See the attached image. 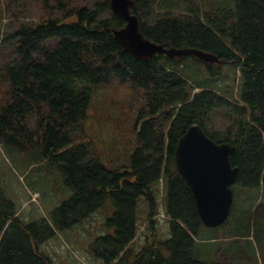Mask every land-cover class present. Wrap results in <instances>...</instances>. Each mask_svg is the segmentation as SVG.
Segmentation results:
<instances>
[{
  "label": "trees",
  "instance_id": "trees-1",
  "mask_svg": "<svg viewBox=\"0 0 264 264\" xmlns=\"http://www.w3.org/2000/svg\"><path fill=\"white\" fill-rule=\"evenodd\" d=\"M40 1L48 16L21 23L7 36L16 41L11 60L0 67V79L7 83L0 101V143L38 152L60 169L73 193L49 219L30 222L4 197L0 264H52L39 245L106 202L114 206L106 218L112 232L90 244L104 264H222L193 258L194 236L204 225L176 170L174 149L186 128L198 123L215 142L235 147L230 156L238 168L235 183L264 187V0H235L234 7L212 0L206 5L204 0H133L131 13L146 38L164 47L203 50L217 56L213 63L193 55L133 57L114 36L125 22L112 13L109 0L93 7L54 0L60 17L53 16L49 0ZM190 60L216 78L224 65L235 66L241 77L237 93L230 88L219 94L186 79L182 70ZM114 80L128 84L131 95L90 112L94 89ZM108 107L116 109L114 115ZM219 112L226 126L211 129L209 122ZM128 119L122 135L119 128ZM109 127L114 137L108 149L100 134ZM141 197L152 226L160 200L169 236H158L152 227L150 241L134 250L129 244L137 233ZM257 206L258 214L264 201Z\"/></svg>",
  "mask_w": 264,
  "mask_h": 264
},
{
  "label": "rangeland",
  "instance_id": "rangeland-1",
  "mask_svg": "<svg viewBox=\"0 0 264 264\" xmlns=\"http://www.w3.org/2000/svg\"><path fill=\"white\" fill-rule=\"evenodd\" d=\"M98 1L100 0H76L75 3L93 7ZM208 1L204 0V5ZM212 1L220 6L235 5V0ZM49 4L53 7V16L60 17L55 1L49 0ZM46 16L48 14L42 9L40 0H0V67L6 64V60H11L10 52L16 41V38L8 39L7 36L14 33L21 23L34 24ZM204 68L203 64L190 60L181 70L183 76L194 84L209 87L219 94L227 95L230 88L237 93L241 77L235 66L224 65L223 73L217 78L207 74ZM6 90L7 83L0 79V101ZM131 93L128 84L117 80L101 84L92 94L90 112L98 111V107L108 106L111 100L115 104L127 99ZM108 112L114 115L116 109L114 111L108 107ZM212 118L209 122L211 129L222 130L226 126V118L221 112ZM130 123L131 119H128L123 124L124 129L119 128L122 135H126V126ZM113 137L114 130L111 127L100 134L108 149L113 145ZM120 144L121 147L125 145ZM37 153L33 149L20 151L0 143V212L7 210L4 208V197H7L15 203L17 214L25 222L49 219L59 204L73 193L65 185L60 169ZM106 161L109 163L108 159ZM232 188L234 197L231 214L218 227L203 226L200 229L194 240L193 258L205 263L221 260L222 264H264V206L257 211L258 214L254 211L257 203L264 201V187L261 183L258 187H243L234 183ZM113 208L112 203L106 202L72 228L56 232L52 238L39 245L40 251L50 258L52 264H104L94 256L90 244L96 236L112 232L106 225V218L111 215ZM102 210L107 212L103 214ZM249 210L252 213L251 220L248 217ZM151 219L155 220L154 226L148 218L146 201L141 197L137 204V233L129 244L134 250L142 249L150 241L152 227H155L158 236H169V223L160 200L157 214Z\"/></svg>",
  "mask_w": 264,
  "mask_h": 264
},
{
  "label": "water",
  "instance_id": "water-1",
  "mask_svg": "<svg viewBox=\"0 0 264 264\" xmlns=\"http://www.w3.org/2000/svg\"><path fill=\"white\" fill-rule=\"evenodd\" d=\"M133 3V0H109L112 13L125 22L122 28L113 30L114 36L133 57L144 60L164 54L174 59L193 55L204 62H218L217 56L203 50L164 47L146 38L140 30L138 18L131 13ZM234 152V146L215 142L198 123L190 124L175 146L176 170L189 187L199 218L206 227H218L230 215L233 202L231 186L238 172V168L230 163Z\"/></svg>",
  "mask_w": 264,
  "mask_h": 264
}]
</instances>
